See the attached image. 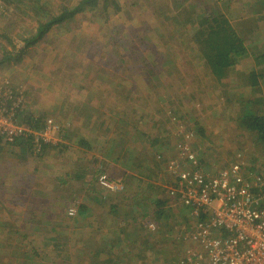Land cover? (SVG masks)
<instances>
[{"label":"rangeland","instance_id":"374dc122","mask_svg":"<svg viewBox=\"0 0 264 264\" xmlns=\"http://www.w3.org/2000/svg\"><path fill=\"white\" fill-rule=\"evenodd\" d=\"M63 1L0 0V59L34 32L36 11L57 12ZM101 1L53 25L18 63L0 66V85L20 94L23 116L40 125L52 119L61 138L33 156L0 144V264H176L193 246L194 224L172 204L166 165L185 140L203 169L238 158L264 175V146L241 125L247 103L264 115V61L251 92L244 69L212 78L193 41L198 14L234 13L235 27L260 36L264 54L263 4L252 12L244 5L251 0ZM201 121L221 124L203 134L193 125ZM102 174L124 190H100ZM78 201L88 208L78 211Z\"/></svg>","mask_w":264,"mask_h":264},{"label":"built area","instance_id":"2783aa9c","mask_svg":"<svg viewBox=\"0 0 264 264\" xmlns=\"http://www.w3.org/2000/svg\"><path fill=\"white\" fill-rule=\"evenodd\" d=\"M23 105L16 89L0 85L1 143L15 144L25 139L32 151H40L61 142L60 135L54 134L52 119L40 128L22 122L19 114ZM192 135L187 132L185 137ZM180 148L178 156L167 163L172 177L168 193L174 206L189 211L194 229L188 235L193 246L186 248L176 264H264V175L247 170L238 158L217 171H205L188 141ZM99 182L112 191L125 188L104 174ZM77 207H70L69 213L74 214ZM146 227L157 230L151 221Z\"/></svg>","mask_w":264,"mask_h":264},{"label":"trees","instance_id":"16d2710c","mask_svg":"<svg viewBox=\"0 0 264 264\" xmlns=\"http://www.w3.org/2000/svg\"><path fill=\"white\" fill-rule=\"evenodd\" d=\"M2 1L11 4L17 0ZM98 2H100V0H66L63 1L57 12H52V10L48 9H43V12L39 13L36 11V18L33 19V21H35L34 32L24 39L23 45L16 51H5L3 48V57L0 59V66L5 63L8 64L11 61L12 63H18L21 61L23 54L29 46L43 37L53 25L66 21L76 13L87 8L97 6ZM101 3L106 7L111 3V0H102ZM258 4H263L264 7V1L262 0H251L247 4L244 2V5L250 7L252 12L258 11ZM242 11H244V9H242ZM233 14L234 13H227L226 15L223 13L218 14L216 10L211 13L206 11L202 14H198V16H196L198 24L193 35V41L198 49L199 59L203 62L206 70L210 72L209 74L212 78L221 81L223 78L227 77L230 70L240 69L242 71V69H244V71H242L243 73H241L245 75L243 84L248 90H252L256 87H260L261 82L259 79L263 76L262 71L258 69V65L262 64V61H264V54L262 53L263 46L259 43L260 46L255 45L257 44V38H260V36L247 37L235 27L230 17ZM253 38H255V40H252ZM249 42L250 44H248ZM246 65L247 67L243 68V66ZM247 105L249 107L242 117L241 125L249 132L254 133L257 140L264 146V115L254 112L251 103H247ZM23 113L24 109L19 114L22 122L30 124L35 128L43 126L40 125L41 123L38 121H32V117L30 116L24 117ZM15 144L19 145L23 155L29 154L33 156L34 151L31 150L28 140L20 139ZM45 148L46 147H43V149ZM202 162L200 158V163L202 164ZM205 171L208 170L205 169ZM99 187L101 190V185H99ZM156 205L157 215H161L163 209L158 210V205H162L158 202H156ZM87 208L85 204L80 203L78 205V211L80 212L85 211ZM145 216L146 213L143 212L141 217ZM136 219L137 218L134 220ZM154 223L157 226L159 225L158 222ZM135 227L138 231L139 228L137 226ZM94 263L95 262L92 260L90 264Z\"/></svg>","mask_w":264,"mask_h":264},{"label":"crops","instance_id":"0c3cea01","mask_svg":"<svg viewBox=\"0 0 264 264\" xmlns=\"http://www.w3.org/2000/svg\"><path fill=\"white\" fill-rule=\"evenodd\" d=\"M199 55V52L197 51L196 52V55L195 56H198ZM198 59H199V56H198ZM200 60V59H199ZM206 70V69H205ZM209 74V73H208ZM210 75V74H209ZM211 76V75H210ZM212 77V76H211ZM222 83V82H221ZM208 87H210V85H208ZM218 87L220 88V85L218 84ZM215 88H216V86H215ZM253 90V89H252ZM252 90H251V92H252ZM198 92V90L196 91L195 90V92L194 93H197ZM194 99H196L195 97L193 98V100ZM148 101V100H147ZM140 119H141V124H142V126H143V124L145 123L144 122V117L142 116V115H140ZM202 120L204 121V118H202ZM131 121H133V118L131 119ZM203 121H201L200 123H198V122H195V123H193V125H194V127H198L199 128V130H201L202 131V133L204 134V130L205 129H207V130H205V132L206 133H210V129L209 128H217V127H219V125L221 124V122H219V121H216V122H213V123H211V124H209V122H203ZM205 123V124H204ZM145 124H147V122L145 123ZM209 124V125H208ZM115 130V129H114ZM194 130V129H193ZM86 140V139H85ZM87 141H84V139H81L80 141H77V144H78V146H80V145H83V146H88V144L86 143ZM85 143V144H84ZM108 143L109 144H107V145H109V150L111 151V148H112V141L110 140V141H108ZM0 144H2V145H7L8 143H6V144H4V142L3 143H0ZM11 146H14V147H18L19 145H16V144H10ZM70 145V143H65V147H67V146H69ZM21 146V145H20ZM144 146V144H141L140 146H139V151H143V150H141L140 148L141 147H143ZM148 146H149V144H148ZM127 147H125V149H126ZM16 149V148H15ZM18 149V151H21L20 150V148L18 147L17 148ZM119 151H126V150H124V148H123V146H121V147H119ZM11 152H16V151H11ZM111 164H113V165H116V163L114 162V161H112L111 162ZM126 175H128V174H130V172L128 171V170H126L125 172H124ZM123 173V174H124ZM128 205H130V204H128Z\"/></svg>","mask_w":264,"mask_h":264}]
</instances>
